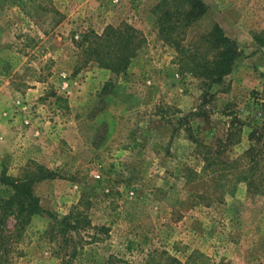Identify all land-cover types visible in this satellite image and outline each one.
<instances>
[{
	"label": "rangeland",
	"instance_id": "1",
	"mask_svg": "<svg viewBox=\"0 0 264 264\" xmlns=\"http://www.w3.org/2000/svg\"><path fill=\"white\" fill-rule=\"evenodd\" d=\"M157 1L122 0L121 15L106 25L129 24L146 43L126 75L99 96L110 75L79 40L102 31L55 32L61 20L50 0H0V87L7 88L11 114L23 129L30 126L21 125L14 107L16 99L22 101L30 123L34 115L42 117L50 134L66 130L69 144L58 143L62 156L52 168L63 179L34 187L44 214L30 218L20 240L6 239L3 264H142L147 254L167 264L169 258L182 262L189 250L205 254L209 264H264V196H248L242 185L231 190L215 174L203 173L189 139L211 152L231 113L241 132L221 159L242 164L246 136L260 121L255 93L264 75V44L252 37L264 30V0H201L206 12L185 31L183 45L217 24L241 53L210 88L179 70L174 49L157 40L151 14ZM11 88L37 89L39 95L11 98ZM51 93L64 99L62 109ZM79 200L89 228L71 234L65 245L60 238L47 241L58 219L46 214L65 215ZM13 223L5 220L7 233ZM72 242L81 248L72 259H60Z\"/></svg>",
	"mask_w": 264,
	"mask_h": 264
},
{
	"label": "trees",
	"instance_id": "2",
	"mask_svg": "<svg viewBox=\"0 0 264 264\" xmlns=\"http://www.w3.org/2000/svg\"><path fill=\"white\" fill-rule=\"evenodd\" d=\"M205 12L206 6L201 0H158L151 7L157 40L174 49L177 54L175 62L179 70L200 78L201 84L210 88L212 85H218L230 73L233 63L241 53L235 41L225 36L217 24H213L195 41L183 45L185 31ZM252 40L258 46L263 45L264 30L253 36ZM79 43L84 45L86 55L96 66L110 75V78L101 85L98 94L100 96L107 94L109 87L114 83L113 80L126 75L130 61L145 46L146 40L141 32L131 25L119 23L116 26H105L99 35L86 33L81 36ZM261 77V90L255 93L260 101L258 104L260 121L253 125L246 136L247 147L241 157L242 164L239 162L240 159L229 162L221 159L222 153L238 142L241 132V122L231 113L227 114L229 120L223 139L215 140L211 152L204 151V146L189 136L194 145V152L203 163V173L215 174L218 180H223L231 190L237 185H242L245 193L251 197L264 196V75ZM49 97L53 99L57 109L64 107L65 101L62 97L54 93L49 94ZM54 179L63 178L56 170H48L32 160L26 161L15 176L7 175L4 170L0 172V186L8 192L6 196L0 197L1 264L8 254L9 246L4 245L6 239L20 240L30 218L44 214L39 198L34 194L35 185ZM79 205L80 200L62 216L46 214L50 221L58 219L57 224L48 228L47 241L52 243L60 238V243L65 245L71 234L77 235L89 228L87 217ZM8 218L14 223L12 230L7 233L3 227ZM131 247L132 243L127 241L125 251L130 253ZM80 248L79 242H72L69 252L61 255L60 259H72ZM156 258L155 254H147L142 264H156ZM167 264H209V258L197 250H189L183 254L182 262L169 258Z\"/></svg>",
	"mask_w": 264,
	"mask_h": 264
},
{
	"label": "crops",
	"instance_id": "3",
	"mask_svg": "<svg viewBox=\"0 0 264 264\" xmlns=\"http://www.w3.org/2000/svg\"><path fill=\"white\" fill-rule=\"evenodd\" d=\"M50 1L61 20L54 27V31L59 33H69L71 30L79 29H88L95 33L101 32L106 25L117 20L121 15L120 6L122 0ZM52 50H55V54H57L56 48ZM55 54L53 53L52 57L56 59ZM78 76L72 77L73 83ZM64 77L66 76L64 75ZM2 88L0 87V172L4 170L7 175L15 176V170L17 171L28 160H32L48 170H54L52 168L59 165L60 162L58 160L62 156L57 149L59 148L58 143L63 141L66 145H69L67 143V131L62 128L56 131L57 128H54L53 133L50 134L52 131L50 127L46 126L47 122H44L42 117L35 115L30 126L23 129L17 117H13L11 114L12 107L9 105V100L6 101L7 88ZM9 92L11 93V98L19 96L29 100L39 95L37 89H25L23 92H19L11 88ZM55 180L58 179L45 180L37 185L44 182L54 183ZM7 194L8 192L5 188L0 186V197H4Z\"/></svg>",
	"mask_w": 264,
	"mask_h": 264
},
{
	"label": "built area",
	"instance_id": "4",
	"mask_svg": "<svg viewBox=\"0 0 264 264\" xmlns=\"http://www.w3.org/2000/svg\"><path fill=\"white\" fill-rule=\"evenodd\" d=\"M114 3V1H113ZM73 38H77L76 35L73 36ZM62 79H64V75H60ZM61 88L64 90L66 88V83L63 82L61 83ZM14 107L17 113L20 114V123L23 127H28V125L30 124V118H31V114L30 111L28 110V106L23 103L20 100H15L14 101Z\"/></svg>",
	"mask_w": 264,
	"mask_h": 264
}]
</instances>
